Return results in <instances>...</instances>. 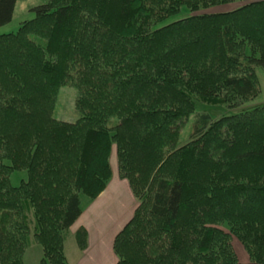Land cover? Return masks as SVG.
Returning a JSON list of instances; mask_svg holds the SVG:
<instances>
[{"label": "trees", "instance_id": "obj_1", "mask_svg": "<svg viewBox=\"0 0 264 264\" xmlns=\"http://www.w3.org/2000/svg\"><path fill=\"white\" fill-rule=\"evenodd\" d=\"M17 0H0V25ZM236 3L225 11L207 9ZM186 8L191 14L158 26ZM0 34V264H66L64 240L112 176L137 200L115 264H264V0H48ZM77 88L74 121L58 88ZM7 162V163H6ZM25 171L17 186L14 171ZM247 253L240 262L231 244ZM80 250L87 232L74 234Z\"/></svg>", "mask_w": 264, "mask_h": 264}, {"label": "rangeland", "instance_id": "obj_2", "mask_svg": "<svg viewBox=\"0 0 264 264\" xmlns=\"http://www.w3.org/2000/svg\"><path fill=\"white\" fill-rule=\"evenodd\" d=\"M47 1L48 0H17L15 2L13 14L10 21L0 25V34L15 32L18 29L21 22L32 19L34 17V12L31 9L32 7L46 3ZM235 5L236 3H232L228 5L213 7L207 10L213 12L225 11L233 8ZM190 14L191 13L186 8H182L178 14L169 17L168 19L160 23L158 26L186 17ZM256 75L258 78V83L260 88L258 95L253 99L247 101L246 103L242 104V106H240L239 108L228 109L224 105H208L196 101L195 111L185 120L184 125L180 129L178 144H183L188 140L192 129V121L194 119L195 113L205 112L209 114L211 118H217L222 115L238 113L242 110L257 106L259 104H263L264 103V69L262 67H257ZM76 95H77V88L74 85L65 84L58 88L56 99L53 105V116L56 119L63 121H74L75 119L78 118L79 114L75 109ZM110 166H111L112 176L108 181L109 184L107 183L108 186L106 185L107 186L106 190L104 191V192L108 191V193L105 195L104 198L108 202L106 204V208H107L106 213L108 215L105 214V216L106 217L110 216L112 218V221L109 222L108 224L116 223L115 226V231H116L119 230V228H121V226L128 220V218L131 217L132 212L137 205V200L133 197L127 182L124 179H120L118 177L114 145H112V150L110 155ZM25 178H26L25 171L16 170L10 175V182L13 186H17L19 181ZM114 185H116L117 187L113 188ZM104 192L103 194H105ZM101 198L102 197H99L97 199H89L85 195H81L80 205L84 210L91 209V207L93 206L94 208H96L95 211L98 212L101 210L100 207H97L98 204L100 205ZM100 212L102 213L103 210H101ZM231 244L238 256L239 261L246 262L248 260L247 253L245 252L241 243L232 236ZM67 248H69V244H67Z\"/></svg>", "mask_w": 264, "mask_h": 264}, {"label": "crops", "instance_id": "obj_3", "mask_svg": "<svg viewBox=\"0 0 264 264\" xmlns=\"http://www.w3.org/2000/svg\"><path fill=\"white\" fill-rule=\"evenodd\" d=\"M116 187L117 186L114 185L113 188ZM106 188L95 198L97 199L99 197H102L100 200V205L98 204L97 207H100V209L103 210V212L101 213L100 212L101 210L96 212L95 211L96 208H94L93 206L91 207V209L88 210L83 209L77 220L69 227L68 233L66 235L63 244L64 254L66 257V264H115L116 263L117 258L112 249L114 236L122 228V226L129 220V218L121 226V228H119V230L116 231H115L116 223L108 224L109 222L112 221V218L110 216L108 217L105 216V214H107L106 204L108 203L107 200L104 199L105 195L108 193V191L104 192ZM103 192L105 194H103ZM78 227H83L87 232V245L82 250L78 248L74 237L75 231ZM67 244H69V248H67ZM40 259H41V250L38 247V245L32 244L30 247L26 249L24 253V264H40Z\"/></svg>", "mask_w": 264, "mask_h": 264}]
</instances>
